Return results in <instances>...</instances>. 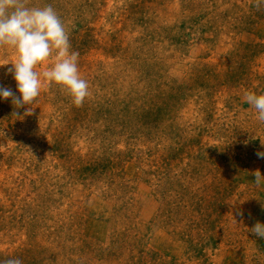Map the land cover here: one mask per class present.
Masks as SVG:
<instances>
[{"label":"rangeland","instance_id":"obj_1","mask_svg":"<svg viewBox=\"0 0 264 264\" xmlns=\"http://www.w3.org/2000/svg\"><path fill=\"white\" fill-rule=\"evenodd\" d=\"M24 2L57 12L89 94L0 100V261L264 264V122L243 101L264 91V0ZM14 58L0 46L18 95Z\"/></svg>","mask_w":264,"mask_h":264},{"label":"clouds","instance_id":"obj_2","mask_svg":"<svg viewBox=\"0 0 264 264\" xmlns=\"http://www.w3.org/2000/svg\"><path fill=\"white\" fill-rule=\"evenodd\" d=\"M0 46L14 52L8 71L18 93L0 87V100L11 98L15 109L31 104L44 84L58 85L77 106L88 96V82L81 77L77 66L78 53L69 50L65 24L51 5L28 7L24 0H0ZM53 55L51 66H44ZM37 66H44L43 70L37 72ZM243 101L255 109L257 119L264 122V91H246ZM13 114L17 116L15 111ZM257 156L264 157V152H257ZM254 180L259 185L264 176L258 171ZM250 231L264 238V223L257 221ZM0 264L21 262L8 259Z\"/></svg>","mask_w":264,"mask_h":264}]
</instances>
